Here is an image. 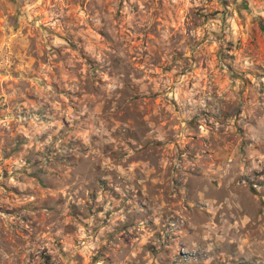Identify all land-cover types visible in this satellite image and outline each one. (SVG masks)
I'll use <instances>...</instances> for the list:
<instances>
[{
  "label": "rangeland",
  "instance_id": "obj_1",
  "mask_svg": "<svg viewBox=\"0 0 264 264\" xmlns=\"http://www.w3.org/2000/svg\"><path fill=\"white\" fill-rule=\"evenodd\" d=\"M0 264H264V0H0Z\"/></svg>",
  "mask_w": 264,
  "mask_h": 264
}]
</instances>
